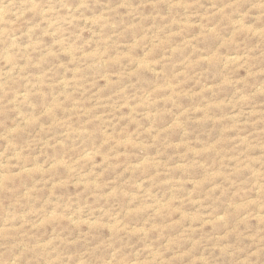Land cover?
I'll return each mask as SVG.
<instances>
[{
  "label": "rangeland",
  "instance_id": "1",
  "mask_svg": "<svg viewBox=\"0 0 264 264\" xmlns=\"http://www.w3.org/2000/svg\"><path fill=\"white\" fill-rule=\"evenodd\" d=\"M0 264H264V0H0Z\"/></svg>",
  "mask_w": 264,
  "mask_h": 264
}]
</instances>
